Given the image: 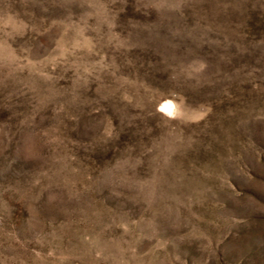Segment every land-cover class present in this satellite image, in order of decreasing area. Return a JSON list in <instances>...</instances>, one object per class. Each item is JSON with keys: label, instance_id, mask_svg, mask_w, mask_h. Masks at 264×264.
<instances>
[{"label": "rangeland", "instance_id": "1", "mask_svg": "<svg viewBox=\"0 0 264 264\" xmlns=\"http://www.w3.org/2000/svg\"><path fill=\"white\" fill-rule=\"evenodd\" d=\"M0 264H264V0H0Z\"/></svg>", "mask_w": 264, "mask_h": 264}, {"label": "bare ground", "instance_id": "2", "mask_svg": "<svg viewBox=\"0 0 264 264\" xmlns=\"http://www.w3.org/2000/svg\"><path fill=\"white\" fill-rule=\"evenodd\" d=\"M161 109H162V111H164L165 113H168V114L174 113V110H175L172 102H167V103L163 104Z\"/></svg>", "mask_w": 264, "mask_h": 264}]
</instances>
